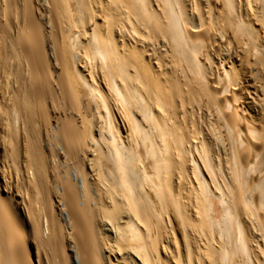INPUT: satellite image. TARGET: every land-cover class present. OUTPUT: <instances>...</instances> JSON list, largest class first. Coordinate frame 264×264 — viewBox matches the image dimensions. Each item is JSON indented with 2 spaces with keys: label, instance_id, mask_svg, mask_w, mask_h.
<instances>
[{
  "label": "bare ground",
  "instance_id": "1",
  "mask_svg": "<svg viewBox=\"0 0 264 264\" xmlns=\"http://www.w3.org/2000/svg\"><path fill=\"white\" fill-rule=\"evenodd\" d=\"M0 264H264V0H0Z\"/></svg>",
  "mask_w": 264,
  "mask_h": 264
},
{
  "label": "rangeland",
  "instance_id": "2",
  "mask_svg": "<svg viewBox=\"0 0 264 264\" xmlns=\"http://www.w3.org/2000/svg\"><path fill=\"white\" fill-rule=\"evenodd\" d=\"M56 203H58V202H56ZM62 212V213H61ZM66 211L65 210H61L60 211V214H61V218H62V221L64 222V223H66L67 224V222H68V217L66 216V213H65ZM67 219V220H66Z\"/></svg>",
  "mask_w": 264,
  "mask_h": 264
}]
</instances>
